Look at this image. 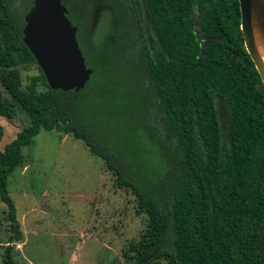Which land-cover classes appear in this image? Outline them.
<instances>
[{
  "label": "trees",
  "instance_id": "obj_1",
  "mask_svg": "<svg viewBox=\"0 0 264 264\" xmlns=\"http://www.w3.org/2000/svg\"><path fill=\"white\" fill-rule=\"evenodd\" d=\"M123 1L149 96L147 110L132 111L138 127H131L143 132V140L133 131L116 136L132 164L127 171L115 160L117 151L101 146L84 129L83 95L90 80L78 93L51 90L23 44V18L33 0L22 16L0 0V83L29 118L0 151V201L11 223L9 245L23 236L8 179L40 131L57 130L102 159L116 177L115 188L129 191L135 213L145 216L138 240L123 250L124 264H264V86L244 47L238 0ZM104 10L96 17L100 13L103 19ZM26 65L36 66L38 75L23 87L19 67ZM88 68L92 78L97 67ZM11 107L0 98L8 119ZM2 136L0 125V141ZM156 137L165 140L172 155L160 144V150L152 148ZM2 264H16L12 247L4 251Z\"/></svg>",
  "mask_w": 264,
  "mask_h": 264
},
{
  "label": "rangeland",
  "instance_id": "obj_2",
  "mask_svg": "<svg viewBox=\"0 0 264 264\" xmlns=\"http://www.w3.org/2000/svg\"><path fill=\"white\" fill-rule=\"evenodd\" d=\"M30 1L7 0L21 16ZM62 3L69 21L79 28L76 39L86 65L97 67L83 95L87 107L84 129L101 146L117 151V163L130 170L132 164L122 150L123 142L116 136L133 131L136 139L143 140V132L132 128L138 127L132 111L137 106L147 110L149 96L141 59L133 46L134 25L127 6L123 0ZM101 9H105L103 19L100 13L96 17ZM96 20L100 21L98 26ZM195 20L198 27V14ZM92 27L96 28L95 34L91 33ZM105 35L107 38L102 40ZM19 70L23 87L29 77L38 75L34 65L20 66ZM0 98L12 104L13 111L11 119L6 117L7 109L0 111V151H4L29 125V118L1 83ZM220 112L226 132L227 114L224 108ZM152 144L153 149L160 150L161 145L172 155L163 138H154ZM22 154L24 162L10 175L7 190L23 239L9 245L11 223L7 206L0 201V264L8 246L12 247L16 264H124L123 250L129 242L138 240L146 220L135 213L134 196L115 188L116 177L106 170L103 160L93 156L82 141L57 130H41ZM153 264L169 263L158 260Z\"/></svg>",
  "mask_w": 264,
  "mask_h": 264
},
{
  "label": "water",
  "instance_id": "obj_3",
  "mask_svg": "<svg viewBox=\"0 0 264 264\" xmlns=\"http://www.w3.org/2000/svg\"><path fill=\"white\" fill-rule=\"evenodd\" d=\"M244 47L264 86V0H238ZM62 0H33L23 18L22 42L51 90L84 89L92 70L76 39L78 27Z\"/></svg>",
  "mask_w": 264,
  "mask_h": 264
}]
</instances>
